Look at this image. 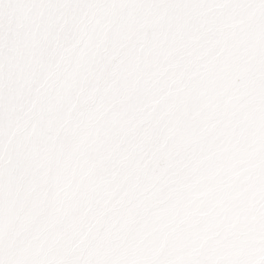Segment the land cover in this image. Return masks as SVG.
I'll use <instances>...</instances> for the list:
<instances>
[{
	"label": "snow or ice",
	"instance_id": "6c2138e0",
	"mask_svg": "<svg viewBox=\"0 0 264 264\" xmlns=\"http://www.w3.org/2000/svg\"><path fill=\"white\" fill-rule=\"evenodd\" d=\"M0 264H264V0H0Z\"/></svg>",
	"mask_w": 264,
	"mask_h": 264
}]
</instances>
